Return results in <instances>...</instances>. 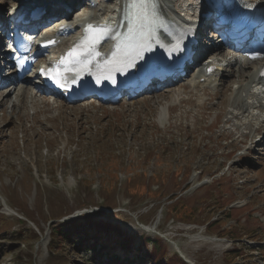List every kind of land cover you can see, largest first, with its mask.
I'll use <instances>...</instances> for the list:
<instances>
[{"label":"rangeland","instance_id":"obj_1","mask_svg":"<svg viewBox=\"0 0 264 264\" xmlns=\"http://www.w3.org/2000/svg\"><path fill=\"white\" fill-rule=\"evenodd\" d=\"M18 2L0 0V28ZM111 3L89 9L78 0L68 21L99 18ZM57 18L36 27L33 44L63 29ZM206 35L200 45L210 44ZM224 51L221 81L189 85L204 55L185 77L115 102L37 90L27 79L37 65L15 82L10 63L0 79V101L8 95L0 105V264H230L234 246L232 264H264V111L237 109L246 97L233 93L253 61L233 65L238 53ZM65 221L80 226L74 241L53 246L50 228Z\"/></svg>","mask_w":264,"mask_h":264},{"label":"bare ground","instance_id":"obj_2","mask_svg":"<svg viewBox=\"0 0 264 264\" xmlns=\"http://www.w3.org/2000/svg\"><path fill=\"white\" fill-rule=\"evenodd\" d=\"M77 1L78 0H64L63 3H60V2L56 3L55 0H47L46 3H50L49 5H51V6H49L45 3L46 5H44V8H41L42 10H45V11H44V14L41 16V18H39V21H43L52 15H64L63 19H65L67 17L66 13L69 12V8H71L72 5ZM124 1L125 0H112L111 8L108 7L107 9H102V11L100 10L101 16L99 18L91 19L90 17L84 16V17L79 18L77 21H85V19H88L87 22L84 23V24H87L88 26H90L89 25L90 23H96L97 21H99L101 19L113 21L115 19V17L119 14V11L121 10V5ZM159 1H160L161 8H162V14L166 18H168L169 22H173L175 20V18L181 17V16H183L187 20L194 18V14H195L194 9H188V8H187V10L180 9L179 6L181 3H178V0H159ZM187 1L188 0H182V2H184L183 5L185 3H187ZM250 1L254 5L256 3L257 4L261 3L262 0H250ZM19 2H20V4L24 3L23 0H20ZM110 2H111V0H110ZM166 3H172L173 9L170 12L167 11L165 9V7H163L164 5H167ZM56 4L58 5L57 7H56ZM24 6H25V8L29 7V5H27V3H24ZM93 6L91 8H93ZM203 11H205V10H203ZM92 14H93V12H92ZM61 22H63L62 19H61ZM76 28L78 29L77 34H79L81 32V30L83 29V25H80ZM67 31H69V27H66L65 29H63L61 31H57V33L65 34ZM76 35H74L72 39H74L76 37ZM200 35H201V31H199V33L196 34V36H198V37ZM44 41L45 40H42L41 42H44ZM197 45L198 44H196V43L193 44V47H194L193 51L194 52L197 49ZM217 45H219V46H217ZM59 48L60 47H59V45L57 46V44L51 45L50 52L52 53V56H55V53L57 52V50ZM226 49L238 53V56H239L238 58H240V61H239V63L235 60L231 61L230 63L233 65L238 64L240 66L242 63H249V62L253 61V64L249 67L248 73L246 75L243 74L245 76L244 77L245 78V84L243 85V87H242V85L239 84L238 87L235 89V92L233 93V94H237L241 91V89H242V92L245 93L244 97H246V101H244V100H241L239 102L237 101V106H236L237 109H239V110L242 109V111H243V109L246 110L247 108H249L248 106H250L252 108H255V111L256 110L258 112L264 111V95H260V93L257 92V89L259 88V84H260V77H261L260 74L264 68V57H263L264 52H262V50H261L262 48L258 49L257 54L250 55L249 52H251L252 50H239V51H237L233 46H229V45L225 46L223 43H220V42L219 43H212L207 50L210 51V53H209L210 56H216V58L213 60V62L207 61V62L200 63V65H197L195 67V70L192 73L190 79H188L189 85L193 86V87L198 86V87L204 88L205 86L212 85L214 83V80L216 81V79L221 81V78L224 75V72L220 71L221 67H219V66H221L222 62H224V61L226 62V55L227 54L224 51ZM32 52L35 55V54L42 52V50H41L40 46L36 45L32 49ZM104 53H105V49L103 47L100 48L99 53H98V54H100V57L98 58L99 60L103 59V56L101 54H104ZM217 56H220V58H218ZM253 57H255V58H253ZM198 61H199V58L193 60L192 65L196 64ZM13 64H14V67L16 68V64L15 63H13ZM30 65H32V63ZM227 65H229V63ZM215 66H217V67L215 68ZM24 73H26V72H24ZM24 73H23V75H25ZM238 73H239L238 76L242 77V73L240 71ZM23 75L17 73L14 69V72L12 73V78L15 82L21 81L24 78ZM30 78H34V79H36V81L40 82V79H38V76H37V70L34 72V75L27 76V79H30ZM165 81H168V80H165ZM165 81H162V82L153 81V83L150 86L149 85L148 86L149 87L154 86L155 82L160 84V83H164ZM32 86H34L37 90H43L36 84V82H34V84ZM43 91H45V90H43ZM7 96H4L1 99L0 105H2L4 102H7V99H8ZM58 96L61 98H64L62 95H58ZM261 139L264 140V136ZM261 139L259 141H261ZM7 210L12 212V210L10 208H8ZM143 228L147 232H154L156 230L155 225H150V226L143 225ZM171 244H172L174 250L179 251L181 253L177 244H175V243H171ZM184 260H186V259L184 258Z\"/></svg>","mask_w":264,"mask_h":264},{"label":"snow or ice","instance_id":"obj_3","mask_svg":"<svg viewBox=\"0 0 264 264\" xmlns=\"http://www.w3.org/2000/svg\"><path fill=\"white\" fill-rule=\"evenodd\" d=\"M147 5V0H128L127 8L130 10L128 15V34L126 36V43L124 44V63L128 65L131 64V59L133 56H139L143 48L145 47V41L141 35V38L137 40V34L143 33V18L142 14L137 11L145 8ZM88 32L92 33L90 36L86 35L83 42L75 46L73 49H70L67 53L68 63H64V58H62L60 65L56 67H50L47 73L42 74L48 76L49 79H52L58 86H60L61 80L65 79L63 73L75 72V75L79 76L80 72L83 71V67L77 70V65H83L86 67V62L83 57H88V63H90V58L95 53L96 46L100 43L101 40L111 32V29L98 28L95 31L92 26H89L87 29ZM53 43V41L48 42ZM121 45H116V50L113 52V58L117 57V53L120 52ZM255 58V57H253ZM119 71V68L116 69ZM99 83V80L97 81Z\"/></svg>","mask_w":264,"mask_h":264},{"label":"trees","instance_id":"obj_4","mask_svg":"<svg viewBox=\"0 0 264 264\" xmlns=\"http://www.w3.org/2000/svg\"><path fill=\"white\" fill-rule=\"evenodd\" d=\"M176 197L177 196L174 194L170 198L175 199ZM179 199H180V197L178 199H176V201H178ZM182 207H180L179 209H181ZM20 222H22V221H20ZM215 223H216V220L212 221L210 224L214 225ZM79 228H80V226H78L77 224H74L73 221H65V222H59V223L54 224L50 228L52 245L53 246H62L64 242H73L74 236H75L74 234H77L76 232L79 230ZM31 230L35 233L34 234L35 237H38L35 230L34 229H31ZM226 235L229 237L234 236V235H231L229 231L226 233ZM94 238L97 239V237H94ZM79 239L80 238L78 237L77 240L79 241L78 243L81 246L86 245V241H82ZM105 246H106L105 244L100 243V248L96 249V244H94L92 246V250L95 252L96 256H100L102 254V252H100V250L101 251H103V249L105 250V248H106ZM237 249H239V247L234 246L232 249H230L229 251L226 252V254H227L226 260L228 263L232 264L234 262V259L236 257H238V254H236ZM99 258H101V257H99ZM183 261L184 260L182 258H180V262L182 264H185V262H183Z\"/></svg>","mask_w":264,"mask_h":264}]
</instances>
